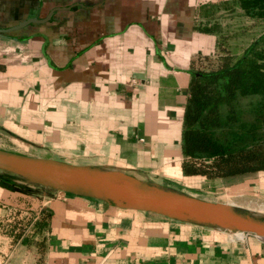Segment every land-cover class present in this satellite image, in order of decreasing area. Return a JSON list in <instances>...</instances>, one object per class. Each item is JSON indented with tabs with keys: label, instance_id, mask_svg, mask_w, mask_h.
<instances>
[{
	"label": "crops",
	"instance_id": "obj_1",
	"mask_svg": "<svg viewBox=\"0 0 264 264\" xmlns=\"http://www.w3.org/2000/svg\"><path fill=\"white\" fill-rule=\"evenodd\" d=\"M51 10L0 36V149L211 202L264 195V171L206 178L181 167L191 74L250 42L227 47L253 19L237 0H0V28ZM217 181L230 186L215 196ZM0 264H264V239L0 172Z\"/></svg>",
	"mask_w": 264,
	"mask_h": 264
},
{
	"label": "trees",
	"instance_id": "obj_2",
	"mask_svg": "<svg viewBox=\"0 0 264 264\" xmlns=\"http://www.w3.org/2000/svg\"><path fill=\"white\" fill-rule=\"evenodd\" d=\"M237 2L244 15L264 20V0ZM181 150L187 175L264 171V29L238 55L200 59L187 87Z\"/></svg>",
	"mask_w": 264,
	"mask_h": 264
},
{
	"label": "water",
	"instance_id": "obj_3",
	"mask_svg": "<svg viewBox=\"0 0 264 264\" xmlns=\"http://www.w3.org/2000/svg\"><path fill=\"white\" fill-rule=\"evenodd\" d=\"M52 12L42 19L27 18L16 25L0 28V36L28 23L45 22ZM0 172L45 187L97 198L117 207L186 219L233 232L251 233L264 239V220L242 212L232 204L211 202L163 188L119 170L0 149Z\"/></svg>",
	"mask_w": 264,
	"mask_h": 264
},
{
	"label": "rangeland",
	"instance_id": "obj_4",
	"mask_svg": "<svg viewBox=\"0 0 264 264\" xmlns=\"http://www.w3.org/2000/svg\"><path fill=\"white\" fill-rule=\"evenodd\" d=\"M241 25L237 26V28H241L238 32L234 33V34H229L228 36H226V38L228 40H230L227 42V47H241L244 45V43L249 42L251 39H253L254 37H256L263 29H264V20L261 19H247L245 17H243L240 20ZM240 33L241 36L239 39V42H235L236 40H238L237 38L234 37V35ZM231 38V39H230ZM228 51H231L229 48H227ZM237 55V54H236ZM214 57V56H211ZM251 99H242L240 101V106L246 108V106L248 105L249 101ZM257 173L255 174H246L245 177H243L242 179H247V178H251L253 176H256ZM263 175V173H262ZM264 176V175H263ZM241 178V177H239ZM250 179H248L247 181H249ZM226 186H230V182H216L213 184V186H211V191L215 192V196L218 195L219 193H222L224 190V188ZM234 187V185L231 186V188ZM204 189H207L206 187H204ZM249 189V188H248ZM261 194V193H260ZM233 204V206L235 208H237L238 210L245 212L251 216L260 218L261 220H264V195L262 196H250L248 194H242V195H236V196H230L228 198Z\"/></svg>",
	"mask_w": 264,
	"mask_h": 264
}]
</instances>
